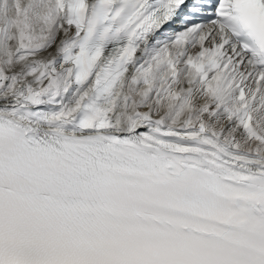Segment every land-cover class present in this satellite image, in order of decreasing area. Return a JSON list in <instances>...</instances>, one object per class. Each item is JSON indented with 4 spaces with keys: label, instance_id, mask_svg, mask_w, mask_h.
<instances>
[{
    "label": "snow or ice",
    "instance_id": "6c2138e0",
    "mask_svg": "<svg viewBox=\"0 0 264 264\" xmlns=\"http://www.w3.org/2000/svg\"><path fill=\"white\" fill-rule=\"evenodd\" d=\"M0 264H264V0H0Z\"/></svg>",
    "mask_w": 264,
    "mask_h": 264
}]
</instances>
